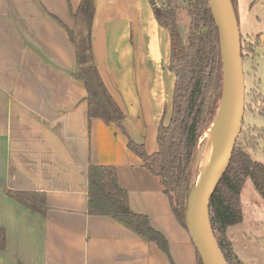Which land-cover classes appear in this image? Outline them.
Segmentation results:
<instances>
[{"label": "crops", "instance_id": "1", "mask_svg": "<svg viewBox=\"0 0 264 264\" xmlns=\"http://www.w3.org/2000/svg\"><path fill=\"white\" fill-rule=\"evenodd\" d=\"M79 2L0 0V227L6 235L0 264H197L193 236L174 217L159 178L127 147L128 135L148 153L157 150V127L164 110L169 117L175 82L167 68L169 34L148 0H94L91 57L125 114V135L116 124L88 117L66 31ZM261 78L257 106L264 98ZM89 165L116 168L131 209L148 217L166 250L108 215L87 213ZM7 190L43 193L45 213ZM234 226L226 234L247 264L235 249Z\"/></svg>", "mask_w": 264, "mask_h": 264}, {"label": "trees", "instance_id": "2", "mask_svg": "<svg viewBox=\"0 0 264 264\" xmlns=\"http://www.w3.org/2000/svg\"><path fill=\"white\" fill-rule=\"evenodd\" d=\"M231 3L238 21L237 0H231ZM185 8L188 27L183 37L178 28L176 7L170 2L162 6L152 5L157 23L169 34L167 68L175 76L169 117L165 121L164 110L156 132L157 150L152 153L146 151L144 144L133 141L126 134L122 126L125 114L106 88L92 61L94 0H80L76 10H70L74 27L66 28V31L75 47L79 65L74 75L85 87L89 119L99 118L105 124H116L127 135V147L141 159L143 167L159 178L174 217L187 229L188 202L199 174L196 161L198 143L216 115L223 72L218 30L207 0H187ZM259 37L260 34H256L253 37L254 46L244 50V39L240 33L242 59L245 55L254 54L255 48L261 46ZM82 58L88 63L81 64ZM256 111L264 114V98ZM263 130L260 128L259 132L263 134ZM246 181L264 198V163L253 159L236 140L228 166L210 198L208 210L214 237L227 264H245L233 251L226 229L244 218L241 193ZM6 194L41 215L45 213L43 193L7 190ZM87 213L108 215L166 250L165 239L150 225L148 217L131 209L127 191L120 186L117 170L112 165H89ZM5 246V230L0 227V252ZM196 262L202 264L198 250Z\"/></svg>", "mask_w": 264, "mask_h": 264}, {"label": "water", "instance_id": "3", "mask_svg": "<svg viewBox=\"0 0 264 264\" xmlns=\"http://www.w3.org/2000/svg\"><path fill=\"white\" fill-rule=\"evenodd\" d=\"M207 2L218 30L223 72L221 98L213 122L221 112L225 121L221 140L213 158L199 182L197 180L201 171L195 181L188 202L186 226L193 236L202 264H227L214 237L208 210L210 198L228 166L232 149L241 130L245 84L240 31L231 0ZM260 39L264 41V30Z\"/></svg>", "mask_w": 264, "mask_h": 264}, {"label": "rangeland", "instance_id": "4", "mask_svg": "<svg viewBox=\"0 0 264 264\" xmlns=\"http://www.w3.org/2000/svg\"><path fill=\"white\" fill-rule=\"evenodd\" d=\"M151 5H161L168 2L177 7V17L180 32L186 36L188 17L186 14L187 0H148ZM144 11H146L144 9ZM143 14V9L138 11ZM238 25L242 35L244 50L254 46L253 37L263 32L264 28V0H238ZM248 34L249 36H246ZM247 38V39H246ZM250 40V41H249ZM241 46V39H240ZM247 52V51H246ZM264 48H255L254 54L245 55L242 59V69L245 84L244 112L241 130L237 136L239 144L255 160L264 163V133L259 132L264 125V115L256 111L257 94L256 80L261 78L264 83ZM264 71V70H263ZM208 130V129H207ZM204 131L198 143V169L201 151L204 148L206 134ZM264 131V130H263ZM241 201L244 211L243 220L235 224L231 233L235 235V249L247 264H264V198H261L246 181L242 189Z\"/></svg>", "mask_w": 264, "mask_h": 264}, {"label": "bare ground", "instance_id": "5", "mask_svg": "<svg viewBox=\"0 0 264 264\" xmlns=\"http://www.w3.org/2000/svg\"><path fill=\"white\" fill-rule=\"evenodd\" d=\"M224 121H225L224 115L221 112L217 116V118L215 119L211 127H209V129L207 130L208 132L205 137L206 138L205 145L201 151V157H200V162H199L201 174L197 182H199V180L201 179V176L203 175V173L209 166L213 158V155L215 153V150L220 143L221 136L223 133V128H224Z\"/></svg>", "mask_w": 264, "mask_h": 264}, {"label": "flooded vegetation", "instance_id": "6", "mask_svg": "<svg viewBox=\"0 0 264 264\" xmlns=\"http://www.w3.org/2000/svg\"><path fill=\"white\" fill-rule=\"evenodd\" d=\"M171 1V0H170ZM171 4V3H170ZM156 5V4H155ZM162 5H165V4H161V5H156V6H162ZM174 7V6H173ZM176 11H177V7H176ZM178 28H179V25H178ZM180 30V29H179ZM168 32V31H167ZM181 33V32H180Z\"/></svg>", "mask_w": 264, "mask_h": 264}]
</instances>
